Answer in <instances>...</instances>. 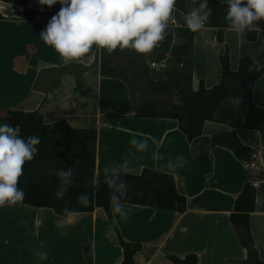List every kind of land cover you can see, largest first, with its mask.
I'll return each instance as SVG.
<instances>
[{
  "label": "crops",
  "instance_id": "obj_1",
  "mask_svg": "<svg viewBox=\"0 0 264 264\" xmlns=\"http://www.w3.org/2000/svg\"><path fill=\"white\" fill-rule=\"evenodd\" d=\"M202 3L203 0H186L185 14L174 6L167 25L181 27L184 18ZM27 4L33 6L31 12L55 11L54 5L42 6L39 0H27ZM24 10L0 1V124L6 123V112L14 110L38 112L46 125L65 120L74 129H96L97 175L103 174L107 165L123 166L122 172L128 174L154 169L174 177L178 192L187 199L184 214L128 204L123 209L129 214L127 218L112 211L123 240L141 245L136 264H173L170 257L184 259L191 254L198 257L199 264L245 260L246 249L230 216L244 184L257 182L256 211L250 216V231L264 262L261 134L235 130L240 142L255 152L250 162L258 168L250 170L246 168L250 162L239 161L228 149L212 146L213 136L234 131L227 125L207 122L202 136L189 142L176 120L136 117L129 86L100 74V65L95 63L99 49L95 45L84 57L85 63L65 64L39 38L50 20L25 21ZM245 31L227 30L224 43L218 42L216 29L203 26L194 33V91L201 83L207 89L220 83V57L226 46L231 70H238L242 56L264 66V21L259 22V28L249 30L258 32L255 42L245 39ZM181 46L180 41H174L173 47ZM167 60H157L153 66L166 68ZM253 95L255 105L264 109V76L256 82ZM110 113L122 116L118 124L106 120ZM133 140L136 144L131 143ZM141 142L146 143L143 150L139 147ZM85 247L93 249L94 264H121L124 259L117 234L101 208L61 218L51 209L0 207V264H87ZM41 253H47V259H41Z\"/></svg>",
  "mask_w": 264,
  "mask_h": 264
},
{
  "label": "trees",
  "instance_id": "obj_2",
  "mask_svg": "<svg viewBox=\"0 0 264 264\" xmlns=\"http://www.w3.org/2000/svg\"><path fill=\"white\" fill-rule=\"evenodd\" d=\"M0 1L24 7L25 21L38 19L49 21L61 8L57 3L54 5V13H35L26 9L27 0ZM203 3L207 4L204 12L211 10L204 26L216 29L218 42L224 43L226 31L233 29L225 19L228 3H221L218 0H203ZM174 6L181 13H186V0H176ZM165 33L166 39L148 53L161 56L157 57L159 62L163 59L169 60L170 67L162 71L163 80L158 82L152 80L150 76L152 69L145 61L148 54H137L132 49L121 51L118 48L111 55L106 50L99 49L95 63L100 65V74L102 77L122 80L129 86L136 117L176 120L189 142L202 136L207 122L231 127L234 129L233 132L213 136L212 146L228 149L239 161L250 162L255 152L240 142L235 130L258 131L264 146V109L255 105L253 95L256 82L264 76V66L256 64L248 56H242L238 70H231L230 52L226 46L224 55L220 57L222 68L220 83L211 89H207L201 83L199 89L194 91L192 87L194 32L188 29L186 17L181 27L167 25ZM257 38L258 32L245 31V39L248 42H255ZM175 40L182 43L180 48L173 47ZM142 80L145 81V92L142 94L143 99L138 102L135 100V94L138 90L137 84ZM238 98L241 102L234 104ZM5 115L6 123L20 126L23 137L27 138L33 134L40 137L38 153L24 166L18 187L22 188L26 195L24 201L17 205L51 209L61 218L69 216L64 214L65 207L71 214L93 213L97 208H101L105 211L124 251L121 264H136L135 256L141 250V245L129 244L121 237L109 202L111 190L103 182V174H96L98 131L74 129L65 120L46 125L44 117L38 112L9 110ZM121 119L122 116L113 113L106 116V120L114 125ZM69 168L73 169L72 181L67 186L64 196L58 200L54 195L60 189V178L56 173ZM94 175L99 177L97 184H93ZM120 176L130 184L127 196L122 198L124 204L180 214L187 211V199L178 192L172 175L154 169H144L139 175L121 172ZM84 195L93 201L87 207L78 203L79 198ZM255 211L256 189L249 181L236 197L234 212L230 216L239 240L246 249L247 258L241 262L231 261L228 264H264L250 231V216ZM84 254L86 263L94 264L93 249L85 247ZM169 259L173 264H199L198 257L194 254L187 255L184 259L178 257Z\"/></svg>",
  "mask_w": 264,
  "mask_h": 264
},
{
  "label": "clouds",
  "instance_id": "obj_3",
  "mask_svg": "<svg viewBox=\"0 0 264 264\" xmlns=\"http://www.w3.org/2000/svg\"><path fill=\"white\" fill-rule=\"evenodd\" d=\"M57 3L61 5L60 10L41 30L39 38L67 64L70 61L85 63L84 57L92 51L93 45L109 55L118 48L121 51L132 49L137 54L151 53L166 39L165 29L176 0H39L42 6L51 7ZM227 3L225 19L237 32L259 28V22L264 21V0H227ZM205 8L207 4L202 3L186 17L190 31L198 32L204 26L211 11L204 12ZM240 102L238 98L234 104ZM131 143L136 144V141ZM39 144L38 135L23 137L19 125L0 124V207L24 201L26 193L18 184L26 162H31L38 153ZM139 147L143 150L146 143L141 142ZM122 169L123 166L109 168L105 165L102 173L103 182L111 190L112 211L127 218L129 214L123 212L122 198L127 196L130 184L121 179ZM56 175L60 178V189L54 195L59 200L72 181L73 169H61ZM98 181L99 177L94 175L93 184ZM92 202L86 195L78 200L85 207ZM64 214L71 215L66 207ZM40 256L47 259V253Z\"/></svg>",
  "mask_w": 264,
  "mask_h": 264
},
{
  "label": "rangeland",
  "instance_id": "obj_4",
  "mask_svg": "<svg viewBox=\"0 0 264 264\" xmlns=\"http://www.w3.org/2000/svg\"><path fill=\"white\" fill-rule=\"evenodd\" d=\"M157 57H158V55H156L154 57H152V56H146L145 57V61L150 66L151 69L163 71L164 69L170 67L169 60H167V66H166V68H164V67H162V68L161 67L155 68L153 66V63H155L158 60V58H161V56L158 57V58ZM192 62H193V56H192ZM137 86H138V90H137V93L135 94V100H137L138 102H140L143 99L142 94H143V92H145V81H143V80L140 81L137 84Z\"/></svg>",
  "mask_w": 264,
  "mask_h": 264
},
{
  "label": "built area",
  "instance_id": "obj_5",
  "mask_svg": "<svg viewBox=\"0 0 264 264\" xmlns=\"http://www.w3.org/2000/svg\"><path fill=\"white\" fill-rule=\"evenodd\" d=\"M28 11H32L33 10V6L31 4H29L26 8ZM38 18V16H37ZM246 168L250 169V170H254V169H257L258 166L254 163V162H250L246 165ZM253 187L256 189L258 188V183L257 182H254L253 183Z\"/></svg>",
  "mask_w": 264,
  "mask_h": 264
},
{
  "label": "water",
  "instance_id": "obj_6",
  "mask_svg": "<svg viewBox=\"0 0 264 264\" xmlns=\"http://www.w3.org/2000/svg\"><path fill=\"white\" fill-rule=\"evenodd\" d=\"M151 79L154 81H161L163 80V72L160 70L152 69L150 72Z\"/></svg>",
  "mask_w": 264,
  "mask_h": 264
}]
</instances>
